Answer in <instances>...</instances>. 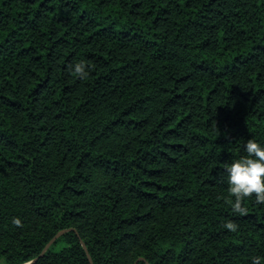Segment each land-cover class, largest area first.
<instances>
[{
    "label": "trees",
    "instance_id": "1",
    "mask_svg": "<svg viewBox=\"0 0 264 264\" xmlns=\"http://www.w3.org/2000/svg\"><path fill=\"white\" fill-rule=\"evenodd\" d=\"M63 230L33 264H264V0H0V262Z\"/></svg>",
    "mask_w": 264,
    "mask_h": 264
},
{
    "label": "water",
    "instance_id": "2",
    "mask_svg": "<svg viewBox=\"0 0 264 264\" xmlns=\"http://www.w3.org/2000/svg\"><path fill=\"white\" fill-rule=\"evenodd\" d=\"M68 232V230H63V231H61V232H59L47 245H46V247L44 248V250L42 251V253H41V255L38 257V258H36L35 260H33V261H31V262H29V263H25V264H33V263H35V262H37L38 261V259L40 258V257H43V255L46 253V251L51 247V245L56 241V239L57 238H59L60 236H62V235H64L65 233H67ZM83 246H84V248L86 249V246H85V244L83 243ZM87 250V249H86ZM143 260V259H142ZM135 264H137V262L135 263Z\"/></svg>",
    "mask_w": 264,
    "mask_h": 264
},
{
    "label": "rangeland",
    "instance_id": "3",
    "mask_svg": "<svg viewBox=\"0 0 264 264\" xmlns=\"http://www.w3.org/2000/svg\"><path fill=\"white\" fill-rule=\"evenodd\" d=\"M0 264H5V262L4 261H1Z\"/></svg>",
    "mask_w": 264,
    "mask_h": 264
}]
</instances>
